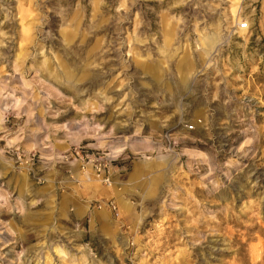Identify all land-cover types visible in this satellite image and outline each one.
Masks as SVG:
<instances>
[{
	"label": "rangeland",
	"instance_id": "1",
	"mask_svg": "<svg viewBox=\"0 0 264 264\" xmlns=\"http://www.w3.org/2000/svg\"><path fill=\"white\" fill-rule=\"evenodd\" d=\"M120 2L71 0L67 15L70 26L65 33L61 31L65 26L64 20L54 12H46V8L55 7L58 11L61 7H68V4L63 0L60 3L57 0H45L41 12L49 17L50 23L44 24L43 29L46 33L51 28L56 39L38 38L33 41L31 31H26L24 18L35 9L28 6L27 0H23L22 6L13 0L16 19L11 26L17 38L5 72L11 74L16 62L23 58L24 68L33 69L26 73L25 79L32 80L39 72L38 78L43 85H50L62 95L70 96L72 94L68 88L58 85L52 72L59 74L63 70L85 76L96 70L87 69L82 62H99L97 58L106 61L105 68L115 66L119 61L114 59L117 53L110 50L114 48L124 54V59L129 62L130 73L155 72L160 65L143 59L145 49L156 50V44L152 42L154 37L165 52L175 49L168 67L179 75L189 68L201 67L203 57L197 46L205 28L216 25L225 31L229 25V20H222L220 15L212 12L203 14V10L196 6V0H137L129 13L116 11ZM4 3L7 5L8 0H4ZM248 3L251 27L235 35L225 31L227 39L217 45V62L214 68L208 70L206 77L205 104L191 114L198 130L187 134L192 138L180 141L186 148V154L179 158L171 177L172 183L177 186L173 188L177 193V208L168 207L165 198L159 194L154 200L146 202L155 209L154 214L147 219L140 215L139 207L135 208L138 214L136 221H142L140 243L147 245L154 241L148 259L145 261L144 252H141L138 264H264V0H248ZM174 4L177 6L172 7ZM121 15H127L128 18L118 23ZM174 16L186 22V26L180 25L184 28L183 32L175 30L177 21L171 19ZM3 18V13H0V20ZM9 27L7 23L4 25L5 30ZM211 34V31L207 33L209 36ZM145 40L148 42L143 43ZM33 50L35 60L28 55ZM5 52L8 54V50ZM159 54V50L154 51V55ZM117 75L120 73L111 75L109 81ZM16 82L23 83L19 81L18 74L10 86ZM119 83L117 81L113 86ZM40 87L42 85H33L43 98L47 93L39 91ZM29 94L35 93L29 90ZM22 95L17 93V96ZM39 108L40 111L33 117L35 123L25 129L24 138L17 142L14 150L5 152V157L12 163L8 165L0 162V171L7 172L0 183H4L6 190L11 186L14 198L27 191L41 201L32 221L34 224L45 223L49 215H56L57 211L66 215L75 208L85 221H89V213H93L90 219L92 231L99 228L104 236L130 232L133 225L128 208L138 204V197L133 199L134 194L123 186L114 185L112 189L98 187L97 198L89 206L87 196L83 193L75 195V186L68 184L65 179L73 174L70 161L78 162L83 158L84 163H87V158L99 151L86 147L95 143L88 138L79 141V148L70 141L58 143L67 140V133L59 131L53 139L50 135L52 129L43 127L68 124L70 118L76 116L75 109L69 108L55 94L47 100L41 99ZM64 109H68L69 116L48 114ZM25 120L26 116L17 118L9 114L2 127L15 133ZM37 127L42 130L34 132ZM225 128L231 129L226 137L223 133ZM4 135L0 131V137ZM45 137L49 142L47 147H43L42 151L40 148L28 151ZM210 137H215L217 143L223 141L225 144L224 150L217 155V162L221 165L235 158L236 150L243 146L246 139H253L254 152L247 158L241 157L239 167L231 169V181L222 173H215L216 183L220 185L218 189L208 180L201 182L207 174V165H201L199 170L195 167V161L201 159L202 154L211 153L213 141ZM10 139H15V136L0 139V149L7 148ZM59 156L68 157V162L57 159ZM126 163L134 178L143 173L144 170L137 167L134 158ZM114 164L119 165L120 162L115 161ZM125 200L128 201L127 205ZM113 253L118 254V250L113 249ZM121 262L131 264L124 258L118 264Z\"/></svg>",
	"mask_w": 264,
	"mask_h": 264
},
{
	"label": "clouds",
	"instance_id": "2",
	"mask_svg": "<svg viewBox=\"0 0 264 264\" xmlns=\"http://www.w3.org/2000/svg\"><path fill=\"white\" fill-rule=\"evenodd\" d=\"M60 2L61 0H57V3ZM63 2H66L68 7H61L58 11L55 7L46 8V12H54L64 20L65 26L61 31L66 33L70 26L67 15L71 9V0H63ZM136 3L137 0H121L116 11L129 13ZM15 4L22 6L23 0H15ZM27 4L35 9L31 15L24 18L27 23L26 31H31L32 40L36 41L38 38L55 40L56 36L51 28L46 33L43 29L44 24L50 23L49 17L41 12L45 0H27ZM176 6L172 5V7ZM196 6L202 9L205 15L212 12L220 15L222 20L228 19L229 25L225 31L232 35L251 27L252 18L247 12L250 7L248 0H196ZM0 13H3L4 17L0 20V131L5 133L0 139H8L9 135L15 136V139L8 140L7 148L0 149V162L11 165L12 161L5 157V152L14 150L17 142L24 138L28 125L35 123L33 117L40 111L41 99L47 100L55 94L69 108L75 109L76 116L70 118L68 124L43 127L52 129L50 135L53 139L59 131L67 133V140L58 143L70 141L79 148V141L88 138L95 143H90L86 147L99 150L87 158V163H84L83 158L78 162L70 161L73 164L71 170L73 174L65 179L68 184L75 186V195L80 196L83 193L91 206V201L97 198L98 187L112 189L115 185L123 186L134 194L133 199L139 198L138 204L128 208L133 225L131 231L104 236L99 228L97 231L91 230L92 212L89 213V221H85L75 208L66 215H61L57 211L56 215H49L45 223L34 224L32 221L41 201L36 199L32 192L27 191L21 192L19 197L14 198V190L11 186L9 185L6 190L4 183H0V264H118L121 258L129 260L131 264H138L141 252H144L146 261L154 241H150L147 245L140 243L139 232L142 221H136L135 217L138 214L135 208L141 209L140 215L145 219L152 216L155 209L149 207L146 202L154 200L158 194L165 198L168 207L177 208V193L173 191L177 186L172 183L171 177L175 173L179 158L186 154V148L180 141L192 138L187 134L198 130L191 114L196 108L205 104L206 77L208 70L214 68L217 62L219 55L217 45L227 39L225 31H221L220 26L216 25L212 26L215 31L206 27L205 33L202 34L203 38L197 46L203 57L201 67L189 68L179 75L168 67L172 55H175V49L165 52L154 37L152 42L156 44V50H159L160 54L154 55L156 50L145 49L146 55L143 59L145 62L160 65L155 72L130 73L129 62L116 48L110 49L117 53L114 59L119 63L115 66L105 68L106 61L97 58L99 62L95 60L82 62L87 69L96 70L85 76L63 70L59 74L52 72L51 75L57 84L65 86L72 94L65 96L50 85H43L38 78L39 72L32 80L25 79L26 73L33 69L24 68L23 58L16 62L11 74L5 72L4 69L8 67L9 55L17 38L15 29L11 26L16 19L13 0H8L7 5L4 0H0ZM127 18V15H121L117 22ZM93 19L95 20V14ZM171 19L177 21L175 30L183 32L184 28L180 25L186 26L184 19L175 16ZM6 23L10 25L8 30L4 29ZM139 26L138 19L137 27ZM209 31L212 32L211 36L207 35ZM147 42V40L143 41V43ZM5 50H8V54ZM28 55L35 60L34 50ZM116 72L120 75L109 81V77ZM17 74L19 81L23 83L16 82L14 86H10L16 81ZM117 81L120 83L114 87ZM34 84L42 85L39 91L46 92L47 95L41 98L38 91L33 88ZM29 90L35 94L30 95ZM17 93L23 95L17 96ZM30 100L31 104H29ZM109 107L112 109L111 113ZM9 114L17 118L27 117L23 126L15 133L2 127ZM48 114L69 116V111L64 109ZM41 130V127H37L33 131ZM230 132V128L223 130L225 137ZM178 133L184 135H177ZM210 139L213 141L211 153L202 154L201 159L195 161V167L199 170L201 165H207V174L202 177L201 182L208 180L218 189L220 185L216 183L215 173H222L231 181V169L239 167L241 157L247 158L254 152L253 139H246L243 146L236 150L235 158L229 159L223 165L217 162V155L224 150L225 144L223 141L217 143L215 137ZM48 144L45 137L40 144H33L28 151L31 152L34 148H40L42 151ZM56 158L68 162L66 156ZM130 158H134L137 167L144 170L138 177L134 178L129 172L126 162ZM115 161H119L120 164L115 165ZM6 174V171H0V181H4ZM125 204H128L127 200ZM113 249H117L118 254H114Z\"/></svg>",
	"mask_w": 264,
	"mask_h": 264
},
{
	"label": "built area",
	"instance_id": "3",
	"mask_svg": "<svg viewBox=\"0 0 264 264\" xmlns=\"http://www.w3.org/2000/svg\"><path fill=\"white\" fill-rule=\"evenodd\" d=\"M99 175V174H98ZM112 209H115V207L114 206H112Z\"/></svg>",
	"mask_w": 264,
	"mask_h": 264
},
{
	"label": "crops",
	"instance_id": "4",
	"mask_svg": "<svg viewBox=\"0 0 264 264\" xmlns=\"http://www.w3.org/2000/svg\"><path fill=\"white\" fill-rule=\"evenodd\" d=\"M113 194L116 195L115 192H113Z\"/></svg>",
	"mask_w": 264,
	"mask_h": 264
}]
</instances>
